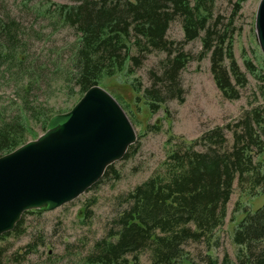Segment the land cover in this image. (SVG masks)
Masks as SVG:
<instances>
[{"label": "trees", "instance_id": "1", "mask_svg": "<svg viewBox=\"0 0 264 264\" xmlns=\"http://www.w3.org/2000/svg\"><path fill=\"white\" fill-rule=\"evenodd\" d=\"M70 1L55 7L51 17L73 28L77 36L67 64L56 70L67 92L77 89L79 98L72 107L103 78L123 72L126 64V75H133L155 51L165 54L160 72H151V85L142 90L132 83L136 101L142 100L152 114L169 100L182 102L180 73L190 58L183 46L197 38L203 55L209 53L213 81L224 99H239L240 89L247 84L234 56L232 36L218 28L215 0ZM243 1H236L235 14ZM6 16L0 18V156L36 139V127L44 133L71 109L55 111L48 100L32 99L34 90L44 84L43 67L29 61L19 43L17 23ZM175 19L181 22L182 41L167 37ZM245 65L255 75L249 60ZM7 89L11 97L5 96ZM226 131L232 134L231 145ZM113 165L90 190L106 179H118ZM235 182L241 193L264 195V104L244 111L233 124L216 126L192 142L175 146L160 170L119 198L124 208L83 264H139L143 252L149 254L150 264H180L183 260L196 264L184 247L203 244L209 250L218 244L214 233L224 224ZM21 225L22 218L12 232L1 237L20 233ZM232 241L238 246L236 264H264V205L245 212ZM202 260L204 264H232L227 255L219 262L205 253Z\"/></svg>", "mask_w": 264, "mask_h": 264}, {"label": "rangeland", "instance_id": "2", "mask_svg": "<svg viewBox=\"0 0 264 264\" xmlns=\"http://www.w3.org/2000/svg\"><path fill=\"white\" fill-rule=\"evenodd\" d=\"M236 1L215 0L213 14L219 21L218 28L232 36L234 56L247 80L240 89L239 99L226 100L218 91L210 71L209 53L203 55L199 38L183 46L190 57L180 73L183 101L169 100L154 114L142 100L136 101L131 85L135 83L141 90L151 85L150 73L160 72L163 52L150 53L131 76L126 75V64L123 72L103 78L98 86L122 102L136 133L130 155L113 165L118 179H106L55 210L24 214L20 233L0 237V264H83L94 243L105 237L111 221L124 208L119 198L160 170L175 146L182 141L192 142L216 126L233 124L244 111L264 104V56L254 29L260 0H244L235 14ZM72 3L70 0H0V18L7 19L8 15L15 20L19 43L29 61L43 67L44 84H39L40 90H34L32 99L38 98L41 103L48 100L55 111L72 108L79 98L76 87L72 93L67 92L66 87H62L61 75L56 73L74 52L76 32L51 17L55 7ZM167 37L183 40L179 19L171 21ZM131 53H135L134 49ZM246 60L256 70L255 75L247 69ZM5 96L11 97L12 91L7 89ZM35 132L43 133L39 127ZM226 137L231 145V132L226 131ZM263 205L264 195L252 197L241 193L235 182L224 224L214 233L213 240L218 244L206 250L203 244L189 243L184 247L185 252L196 264H204L205 253L219 262L227 255L230 262L236 264L238 246L232 241L234 230L246 211L254 212ZM138 258L139 264H150L147 252ZM180 264L191 263L183 260Z\"/></svg>", "mask_w": 264, "mask_h": 264}, {"label": "water", "instance_id": "3", "mask_svg": "<svg viewBox=\"0 0 264 264\" xmlns=\"http://www.w3.org/2000/svg\"><path fill=\"white\" fill-rule=\"evenodd\" d=\"M255 35L264 56V0ZM136 141L127 114L106 90L89 88L36 139L0 156V237L28 211H52L95 185Z\"/></svg>", "mask_w": 264, "mask_h": 264}]
</instances>
